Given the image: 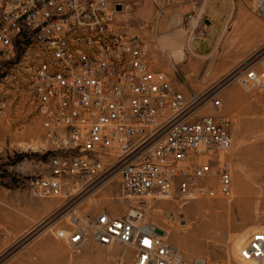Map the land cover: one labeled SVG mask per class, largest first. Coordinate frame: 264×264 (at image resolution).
Segmentation results:
<instances>
[{"label":"built area","instance_id":"obj_1","mask_svg":"<svg viewBox=\"0 0 264 264\" xmlns=\"http://www.w3.org/2000/svg\"><path fill=\"white\" fill-rule=\"evenodd\" d=\"M140 1L0 0V81L21 79L45 152L58 154L46 174L24 181L30 197L63 201L35 231L59 224L55 238L74 250L86 242L121 245L133 264H184L169 230L148 222L147 212L159 199L230 198L233 121L205 110L217 113L221 87L233 82L264 91V50L185 97L154 69L149 41L119 19ZM150 1L157 18L195 5L180 23L191 37L203 23L206 0ZM246 1L264 20V0ZM114 181L118 192L102 196ZM84 201L100 211L77 214ZM114 204L125 206L123 216L111 213ZM164 220L178 232L189 226L176 213ZM250 263L264 264V232L252 233L237 253L236 264Z\"/></svg>","mask_w":264,"mask_h":264},{"label":"rangeland","instance_id":"obj_2","mask_svg":"<svg viewBox=\"0 0 264 264\" xmlns=\"http://www.w3.org/2000/svg\"><path fill=\"white\" fill-rule=\"evenodd\" d=\"M233 6L212 55L193 59L190 67L184 62L171 66L178 84L200 91L229 76L264 50V20L252 13L246 0H234ZM225 10L221 0H211L208 6V14L216 12L219 20ZM154 15L150 8L138 22L129 12L120 20L127 21V18L135 33L150 40L156 36L152 28ZM182 35L188 48L191 36L183 29ZM207 36L203 38L196 33L194 47L207 46L213 39ZM180 56L178 53L177 57ZM261 58L264 63V54ZM210 65L213 68L209 70ZM22 86L20 78L13 80L9 76L0 81V264H133L132 251L121 245L99 246L86 242L74 250L55 238L59 224L34 230L51 218L63 201L34 199L25 191L26 179L47 173L44 162L47 146L39 119L26 102ZM219 96L221 108L214 114L233 121L230 198L217 195L187 201L159 199L151 202V210L146 215L148 222L169 230V242L178 248L184 264H192L196 258H206L210 264H236L237 253L250 235L264 232V91H247L233 82L221 87ZM9 183L12 186L8 187ZM109 186L113 188L110 194L118 192V181ZM246 191L250 199L241 196ZM54 201L58 205L50 210ZM79 211L76 213L80 214ZM110 211L123 216L125 206L114 204ZM169 213L180 214L188 222V228L178 232L166 224L164 218ZM237 241L239 248L235 247Z\"/></svg>","mask_w":264,"mask_h":264},{"label":"crops","instance_id":"obj_3","mask_svg":"<svg viewBox=\"0 0 264 264\" xmlns=\"http://www.w3.org/2000/svg\"><path fill=\"white\" fill-rule=\"evenodd\" d=\"M221 1L225 5V9H226L225 14L223 15L221 20H219L220 18L216 14V12L213 14H208V6L211 0H206L202 5L201 10L203 13L202 15L203 23L201 27L196 31V33H198L203 38H206L207 35L213 36V39L207 44V46H204L203 48H199V49L195 48L193 45L194 35L196 33L191 37L187 48L182 40L183 35H182V29L180 28L182 16L185 13L192 11L195 5L191 3H184L178 5L173 9L167 11L166 14L161 18H157V16L154 15L156 20H153L154 23L152 28L153 31L155 30L156 36L155 38H152L150 40L147 39L149 41V59L153 63L154 69L165 73L167 77L170 79L175 89L178 92L182 93L185 97L188 96L190 93H198L203 91L204 89L198 91V90H194L189 85L184 86L178 84L176 77L171 73V66H173L174 64H178L180 62L181 63L184 62L186 67H190L192 65L193 59L205 58L213 54V52L217 48L218 43L221 40V37L223 36L225 25L227 24L229 16L234 8L233 6L234 0H221ZM150 8L151 9L153 8L154 10L153 4L150 0H141L138 6L130 9L127 12H129L131 17H134L138 22L140 21L139 17L145 14L146 11H149ZM125 14L126 12L123 15H121L119 19L125 16ZM124 18L125 17H123L122 19ZM126 20L128 21L127 18ZM127 21L122 22L124 24V28L129 32L135 33L132 30L133 28H131L132 23L128 25ZM162 38H165L166 40L163 41ZM170 42L173 44H168ZM178 53H181L180 57H177ZM212 68H213L212 65L208 67L209 70ZM207 78L208 76L203 77L202 80H205ZM205 111L207 114L215 115L214 112L211 111L210 109H206ZM10 186H12L11 183H9L8 187ZM112 190L113 188H111L110 186H106L103 189L101 195L102 196L109 195ZM10 191H11L10 189H7V192ZM57 205L58 204L55 201L51 203L50 210L56 208ZM79 210H80L79 211L80 214L83 216H87V215L93 216L100 211L99 209H92L90 201H84ZM48 213L49 212H47V214ZM84 244H82L80 247H82Z\"/></svg>","mask_w":264,"mask_h":264},{"label":"bare ground","instance_id":"obj_4","mask_svg":"<svg viewBox=\"0 0 264 264\" xmlns=\"http://www.w3.org/2000/svg\"><path fill=\"white\" fill-rule=\"evenodd\" d=\"M180 55H181V53H180ZM249 195H250V194L247 193V191H246V192H244L241 196L243 197V199H250V198H249ZM250 196H251V195H250ZM238 241H239V240H238ZM238 241L235 243V247H236V248H239V245H240ZM250 264H255V263H250Z\"/></svg>","mask_w":264,"mask_h":264},{"label":"trees","instance_id":"obj_5","mask_svg":"<svg viewBox=\"0 0 264 264\" xmlns=\"http://www.w3.org/2000/svg\"><path fill=\"white\" fill-rule=\"evenodd\" d=\"M55 155H58V154H46V156H45V158H44V162L45 163H47L48 162V160H49V158L51 157V156H55Z\"/></svg>","mask_w":264,"mask_h":264},{"label":"water","instance_id":"obj_6","mask_svg":"<svg viewBox=\"0 0 264 264\" xmlns=\"http://www.w3.org/2000/svg\"><path fill=\"white\" fill-rule=\"evenodd\" d=\"M117 9L119 10V7H117Z\"/></svg>","mask_w":264,"mask_h":264}]
</instances>
